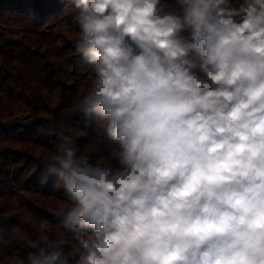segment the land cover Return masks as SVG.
<instances>
[{"label":"clouds","instance_id":"obj_1","mask_svg":"<svg viewBox=\"0 0 264 264\" xmlns=\"http://www.w3.org/2000/svg\"><path fill=\"white\" fill-rule=\"evenodd\" d=\"M115 164L56 129L73 254L22 264H264V0H72Z\"/></svg>","mask_w":264,"mask_h":264},{"label":"trees","instance_id":"obj_2","mask_svg":"<svg viewBox=\"0 0 264 264\" xmlns=\"http://www.w3.org/2000/svg\"><path fill=\"white\" fill-rule=\"evenodd\" d=\"M76 14L72 0H0V264H22L36 240L74 255L68 195L47 167L56 129L93 162L115 164L100 118L78 108L92 74L75 51Z\"/></svg>","mask_w":264,"mask_h":264}]
</instances>
